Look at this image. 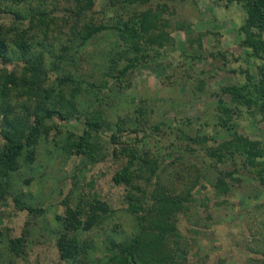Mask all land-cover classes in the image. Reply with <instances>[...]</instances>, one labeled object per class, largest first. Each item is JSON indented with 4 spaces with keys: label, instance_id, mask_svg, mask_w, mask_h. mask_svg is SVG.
I'll return each mask as SVG.
<instances>
[{
    "label": "rangeland",
    "instance_id": "1",
    "mask_svg": "<svg viewBox=\"0 0 264 264\" xmlns=\"http://www.w3.org/2000/svg\"><path fill=\"white\" fill-rule=\"evenodd\" d=\"M78 4L80 13L75 0H0L4 32L16 14L26 27L45 13L25 57L13 46L7 57L17 71L25 60L43 73L41 98L5 97L11 116L44 123L16 170L0 169V264H77L60 263L57 241L63 219L89 203L101 204L99 218L71 234L84 264H104L111 241L145 230L160 199L176 210L178 264H264V110L229 91L258 81L264 59L251 61L242 42L264 40V28L247 27L238 0ZM132 21L141 24L133 40L114 28ZM87 27L99 32L86 38ZM50 109L60 114L45 117ZM87 120L100 128L77 147ZM126 165L129 184L115 183Z\"/></svg>",
    "mask_w": 264,
    "mask_h": 264
},
{
    "label": "trees",
    "instance_id": "2",
    "mask_svg": "<svg viewBox=\"0 0 264 264\" xmlns=\"http://www.w3.org/2000/svg\"><path fill=\"white\" fill-rule=\"evenodd\" d=\"M131 1V0H129ZM244 3L247 18L246 24L250 28H264V0H238V2ZM80 0H75L76 5H78L77 13L83 10L80 6ZM69 10V9H68ZM74 13V11H70ZM45 13L36 10L30 14L29 23L24 27V23L21 18L16 14V19L14 22L10 23L11 26L4 32L6 25L0 24V60L3 65L0 64V169H4V176H8L10 172L16 170L17 159L22 154L23 151H27L29 147L33 144V141L38 138L39 127L43 125L44 119H35L34 125L30 126L28 124L29 118H24L21 120L17 117L11 116V110L9 106L5 103L6 99H10L14 92H19V98L22 97V93L26 95H37L40 98L42 88L38 85L42 78V71L40 70V65L28 64L25 60L21 70L17 71L15 67L11 64V58H7L10 53V47L13 46L17 53L25 57L29 47L32 46V38L34 37V32L38 26L39 17L41 19L45 18ZM53 19H49L47 23H43L47 27L53 26ZM105 27V26H103ZM114 28L125 35L130 40H133L138 31L141 28L140 23L132 21V25L129 26L125 24L123 27L114 26ZM38 30V29H37ZM36 30V31H37ZM84 33L88 32L86 38L99 32L98 29H92L87 27L83 30ZM79 33V32H78ZM6 35L5 38H1V35ZM80 35V34H79ZM80 37V36H79ZM83 37V36H82ZM242 44H248V50L246 56L251 59V61H256L257 59H264V40L256 39L253 40L246 37ZM26 62V63H25ZM11 65V66H10ZM8 67H12L9 69ZM259 79L251 87L248 80L247 84L241 86H232L229 91L236 102L244 103L245 105L253 104L259 109L264 110V66L258 67ZM253 79L252 77H250ZM30 79V81H28ZM40 91V92H39ZM46 95L44 96L48 99V90H44ZM251 91L258 94L259 102H254L248 95ZM260 105V106H259ZM223 108V107H222ZM47 108H44V112ZM60 114L59 111L51 110L45 113V117L51 119L54 115ZM26 119V120H25ZM25 125V130L27 127L30 129L28 135L25 132H14L20 130L21 126ZM225 126V123L222 124ZM12 127V130L8 128ZM99 125L92 121L84 122V136H79V143L77 147L86 145L87 138L85 137L88 133L93 132L95 129H99ZM114 139V138H113ZM83 143V144H82ZM31 159V156H29ZM263 157V156H261ZM124 172L119 174L114 178V182L117 184L126 185L129 184L131 177L127 175L129 172V166H124ZM264 177V170L257 171V174ZM261 177V176H260ZM0 189L3 187L0 185ZM157 204L147 211L146 214L141 218L144 225H146L145 230L135 234L131 239L125 240L119 245H115L111 241L113 250L116 254H110L105 259L104 264H178L177 255L182 249L180 241H178L179 236L176 233V228L173 226L171 220L174 217L176 210H169L161 203L162 199L156 200ZM135 212H139L141 208H137L136 205H132ZM102 210L101 204L99 206H93L88 204L87 211H83V208H78L77 211L72 212L70 217H67L64 222V233L61 234L57 241V249L59 253L60 263L61 261L72 262L77 264H84L82 255V245L75 238V234L82 231H89L95 220L99 218L98 212Z\"/></svg>",
    "mask_w": 264,
    "mask_h": 264
}]
</instances>
